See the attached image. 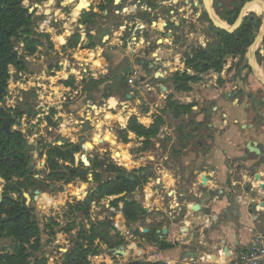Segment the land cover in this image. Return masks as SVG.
<instances>
[{
	"label": "rangeland",
	"instance_id": "obj_1",
	"mask_svg": "<svg viewBox=\"0 0 264 264\" xmlns=\"http://www.w3.org/2000/svg\"><path fill=\"white\" fill-rule=\"evenodd\" d=\"M112 1L87 0L86 6L77 10L72 24L71 10L76 9L80 0H28L26 5L32 13L31 25L13 40V49L25 60L26 68L18 73L11 71L7 93L0 99V110L10 117V127L18 129L23 135L29 176L34 180L33 185L25 182L26 187L21 194L40 230L41 248L27 258L29 264H34L35 256L39 254L46 257L47 264H65V261L75 264L76 259L67 260L65 252L75 247L81 229L92 232L95 237L92 246H89L88 264H146L160 258L163 250L160 242L153 244L149 233L150 229H154L151 213H140L136 219L126 220L115 214L116 208L110 203L113 199L119 205L123 203L119 196L98 201L97 195V198L88 195L96 189L99 178L105 180L124 174L127 176L125 178L134 182L135 189L123 197H127V200L136 198L135 201L144 208L150 184L161 172L158 165L161 163V153L165 152L163 141L175 133V137L180 135L177 137L183 138L186 130L190 131V140L196 138L192 132L205 133L204 124L211 120V107L217 102L209 97L206 89L215 87V78L221 73V85L225 87L227 62L230 59L225 55L226 64L218 70L213 61H207L210 55L199 53L200 50L209 53L214 34L207 29L201 32V28H191L189 32L188 25L193 23V13H186L189 20L178 36H174L173 27L166 29L165 26L163 32L157 33V29L163 27L160 18H166L164 15L168 9L165 7H170L165 0L149 1V6L159 2L158 5L165 9H159L156 5L153 16H149L151 21L158 20L153 30H150L151 22L148 26L150 43L145 45L138 42V46L144 45L143 48H147L149 53L154 52L153 56H158L155 53L158 47L166 50L168 46L177 51L170 59V74L164 71L165 65L161 62L160 65L153 63V69L145 68L151 60L146 59L143 64L139 62L145 58L142 49L134 50L138 55L135 68L119 62L130 53L129 41L125 45L119 39L130 32L122 31L119 34V27L125 17L131 23L129 18L132 15H124L123 10L117 14V10L129 6L133 0H121L117 5ZM214 2L215 6L222 3L224 9L217 7L215 15L229 26L233 23L228 22L225 9L233 7L235 3L242 8L246 0ZM182 4L183 0H177L178 8ZM134 21L137 22V18ZM66 24L69 27H65ZM167 32L170 38L168 42V39H164ZM138 34L141 35V32ZM58 37H64L65 43H60ZM157 38L163 39L164 43L157 41ZM198 40L207 48L200 49ZM195 53L199 61L202 60L199 65L189 63V69L191 67L193 71V67H196L197 72L193 71L194 79H189L185 89H180L175 85L173 75L178 67L181 69L179 73L186 71L188 65L183 64L184 60ZM234 59L235 65L241 61V58ZM248 78L251 82L252 77ZM165 87H170L168 94L163 92ZM220 89L217 88V94L222 98L224 88ZM190 91L198 109L189 104L190 108H184L186 110L182 112L179 102L184 101L183 93L187 96ZM119 99L126 108V114L130 113L128 117L135 116L140 123L148 125L147 120L153 123L160 118L156 120L157 134L164 133V139L154 136V143L150 142L148 147H144V140L128 129L129 118L125 120L113 108ZM200 112L204 114V123L194 124V117ZM84 144L88 145L87 149H82ZM47 145L61 147L65 153L74 150L70 157L66 154L67 158L64 161L58 159V162L64 167L76 169V177L69 179L68 170L63 168L50 169ZM148 149L152 152L148 153ZM83 155L87 163L83 162ZM50 170L55 174L51 176ZM135 191L139 194H133ZM4 193L5 183L0 178V203ZM105 216L110 218V226L102 224ZM1 217L5 215L0 213ZM169 239V243L173 244L171 248L178 246L179 242ZM14 249L13 239L0 233V264H5V255L12 254Z\"/></svg>",
	"mask_w": 264,
	"mask_h": 264
},
{
	"label": "crops",
	"instance_id": "obj_2",
	"mask_svg": "<svg viewBox=\"0 0 264 264\" xmlns=\"http://www.w3.org/2000/svg\"><path fill=\"white\" fill-rule=\"evenodd\" d=\"M149 1L141 0L138 2V0H133L132 4L121 8L124 15L131 14L132 16L128 17L131 19V23H128L127 17H125L119 27V34L122 31L124 33L130 32L129 35L119 37L123 40L122 44L127 43V41L130 43L129 47L127 46L130 53H127L125 57L123 56L119 62L128 63L135 68L138 55L134 50L135 48L142 49L145 58L140 59L139 62L143 64L145 63L144 60H151V63L145 68L153 69V63L157 65L162 63L165 65V68L162 65L164 71L170 74L169 71L172 68L170 59L177 51L168 46L165 47L166 50L163 47H158L155 52L158 56H153L154 52L149 53L147 48H143L144 45L138 46V42L149 45V31L156 28L153 23L158 22V20L151 21L149 16H153L156 5L157 8H162V5H158L159 2L154 7L149 6ZM176 5L177 0H172V5L165 7L168 9L164 15L166 18L165 20L160 18L163 27L157 29V33L163 32L165 26L166 29L173 27L174 36H177L181 31L183 27L180 28L179 25L180 8ZM251 12L254 10L244 11L245 14ZM141 15H146L145 20L140 17ZM136 18L137 22L134 21ZM150 22L151 28L149 30ZM138 32H141V35ZM164 39L169 41L168 32ZM157 41L164 43L161 38H157ZM183 64L186 66L185 60ZM188 69L185 67V70ZM180 70L178 67L179 72H181ZM188 71L194 75L193 71ZM149 73L152 72L147 74ZM251 82L254 81L251 80ZM168 84L170 83L168 82ZM206 91H208L207 94L210 98L217 100L215 105L221 111V115L212 113L211 120L206 122L207 128L211 129L212 133L208 151L205 153L206 156L198 158L194 152L186 147L184 152L174 150L172 153L174 158L169 160L167 148L169 142L168 139L164 140L165 152L161 153V163L158 165L161 172L150 184L151 188L147 191L144 208L147 213L152 214L151 222H153L157 237L156 241L169 242V238H173V241L179 242L175 248L161 250L160 258L168 257L174 262H180L179 260L183 259L186 253L195 252L193 258L196 259V264H235L233 251L246 247L252 235L264 233V204H260L261 201H264V190L261 189L264 175L257 180L255 179L256 173L264 174V160L262 164L257 163L261 159L260 155L256 156L255 153L246 149L247 143L250 142L253 143L254 147L264 149V118H253L251 111H245L243 105L251 102L245 96L229 100L230 87H224L222 98L218 97L216 87H207ZM163 92L168 94L170 87H165ZM191 92L187 96L183 93L184 101L179 102L182 112L190 108L188 107L189 104L198 109V106L193 103V93ZM114 107L123 118H126L125 120L130 118L128 117L130 113L126 114V108L120 99ZM211 109L215 110V106ZM201 117V114H198L194 117V121H200ZM150 122L147 120V123ZM156 136L162 140L166 135L158 133ZM139 138L144 140L143 137ZM152 138L154 137H151L150 142L154 143ZM147 152L151 153L152 151L148 149ZM133 194L138 195L139 192ZM108 197L114 198L115 195ZM252 205L255 208L252 209ZM111 209L114 210L115 208ZM163 228L167 229L164 235L160 231ZM156 241L153 244H157ZM180 264L184 263L180 262Z\"/></svg>",
	"mask_w": 264,
	"mask_h": 264
},
{
	"label": "trees",
	"instance_id": "obj_3",
	"mask_svg": "<svg viewBox=\"0 0 264 264\" xmlns=\"http://www.w3.org/2000/svg\"><path fill=\"white\" fill-rule=\"evenodd\" d=\"M27 1L0 0V99L7 93L8 79L11 76V71L13 70L15 73H18L26 68L25 60L13 49V40L19 37L31 25L32 13H30L29 7L26 5ZM138 1L141 2V0ZM151 6L154 7L155 5ZM226 18L229 23H232L236 18V12L232 17ZM218 34L220 37L218 38L217 47L214 46L212 50H209V53H205L206 51L204 50H200L199 53L203 56L210 55L207 61H213V65L219 70L222 65L226 64V60L223 58L225 55L230 52L243 53L251 40V23L246 19L233 32L219 30ZM201 60L199 61L195 53L193 57L189 56L188 60L185 59V63L189 68L190 62H193L194 65H199ZM193 68V71L197 72V68ZM190 69L192 71L191 67ZM188 70L181 74L177 71L173 75L175 85L180 89H185L184 87L190 81L189 79H194L195 75ZM158 119L160 118L156 120ZM156 120L148 125L138 122L135 116H131L128 120V129L133 131L138 137L144 138V147H148L151 137L156 136L158 132ZM10 123V117L0 110V178L5 183V193L0 203V213L5 215V217L0 218V233H4L12 238L15 244L13 253L5 255V264L6 261L7 264H29L27 258L38 253L41 248L39 239L40 230L36 220L29 213L30 210L25 205L21 194L26 187L25 182L28 185H33L34 180L29 176L28 156L25 151L26 144L23 135L18 129L11 128ZM47 146L50 169L63 168L68 170L69 179L76 177L78 175L76 169L64 167L58 162V159L64 161L67 158L66 154L70 157L74 150H68L65 153L61 147ZM51 174L55 173L50 170ZM69 181L67 180V182ZM139 181L140 179L137 178V182ZM134 189V182L124 176L107 178L105 180L99 178L96 189L92 190L88 197L97 198L98 196L97 199L100 201L110 195H121L118 198L123 201L122 206L117 204L116 199L111 200L110 203L116 208V215H119V217L123 216L126 220H131L136 219L140 213L146 212L139 202L132 199L127 200V197H123L125 194L133 192ZM15 194H18V196H14ZM102 224L111 225L110 221L106 218H104ZM149 233L153 241H156L155 230L150 229ZM94 239L95 237L92 232L81 229L78 232L75 247L65 252L66 259L71 260L75 258V264H88L87 255L90 251L89 246H92ZM156 242H160V248L162 249H168L173 246L172 243L162 240ZM34 264H47L46 257L43 254L36 255ZM65 264H67V261H65ZM127 264L138 263L130 262Z\"/></svg>",
	"mask_w": 264,
	"mask_h": 264
},
{
	"label": "flooded vegetation",
	"instance_id": "obj_4",
	"mask_svg": "<svg viewBox=\"0 0 264 264\" xmlns=\"http://www.w3.org/2000/svg\"><path fill=\"white\" fill-rule=\"evenodd\" d=\"M120 1L121 0H113L112 2L115 5H117ZM165 1H167L169 6L172 5V0H165ZM203 1L204 0H183V4L179 7L180 8L179 25H180V28L184 27L186 21L189 20V18H187V16H186V13H189V14H190V12L193 13L194 14V18L192 19L193 23H189V25H188L190 27L188 29L189 32H191V28H195V30L201 28L200 29L201 32L203 31L202 29H204V30L207 29L208 31H210L209 33H213L214 38H213L211 45H210V50H212L214 46L217 47L218 38L220 37V35L218 34V31L220 29H217L213 25V23L211 22L209 15H208V12L203 5ZM241 1L243 2L244 0H240V2ZM253 2H256V0L249 2L248 5L245 6V10H254V11L263 10V7H264L263 3H261V4L254 3L253 4ZM86 4H87V0H80L76 9L71 10V21L70 22L72 24L75 22L74 17L77 15L76 14L77 10L79 8H81L82 6H86ZM134 4H136V2H134ZM221 4L222 3H217L218 6H215L214 0H210V6H211L214 14H216V12L218 10L217 7L220 9L223 8V6H221ZM234 6L233 7H227L225 9L226 17H232L234 15V13L236 12V18H237L241 8L239 7L238 4H235ZM120 10H121V8H118L117 12L119 13ZM172 12L173 11H171V13ZM253 14H254L253 12L246 13V15L244 16L243 21H242V23H243L246 19H248L251 23V34H250L251 40H250L249 44L245 47L243 53L240 54L238 52H236V53L230 52L227 54L228 56H226L228 58V60L230 59V61L227 63L226 74H228V75H227L225 87H230V90H231L229 100L230 99L232 100L235 97L245 96L247 99H250V101H251L250 103H246L243 105V107L245 108V111L246 112L251 111V114H253V118L263 119L264 118V82L259 77L264 79V17H263V15H261L259 17H256L254 15V17L251 19L250 15H253ZM145 16L141 15L140 17H145ZM215 18L223 26H226L225 22H223L222 20L217 18L216 15H215ZM236 18L234 19V21L236 20ZM234 21L232 23H234ZM155 23H153L154 26L157 25V23L156 24ZM172 23H171V25H172ZM133 25H134V23H133ZM66 27H69V25H66ZM204 33L206 34L207 31H204ZM178 35H179V33L177 34V36ZM60 39L58 37V40H60ZM62 39L65 41L64 37H62ZM198 41H199L198 45L200 48H203V49L207 48V46H203L204 44L203 45L200 44V40H198ZM251 44H254V51H253L252 60H249L248 50H249V46ZM198 45L196 48H198ZM234 58H237V59L241 58V61L243 63L240 61V62H237L235 65L233 62V61H235ZM242 73H244V74H242ZM239 74L242 78H244V80L242 78H240ZM220 75L217 74V76L215 78V83H214L215 87H217L218 90H221L220 88H222V87L224 88V85H221L223 75H222V73ZM249 76L252 77L251 80H253L254 81L253 83H255V84L248 81ZM214 106H215V110L211 109V113H214V114L218 113L221 115V111L216 105H213L211 108H213ZM200 114L202 116L201 120L200 121L199 120L194 121L195 122L194 124L204 123V120H205L203 117L204 114H202V112H200ZM204 127H205L204 130L206 131L205 133H203L201 131L192 132L193 136H194V134L196 135V138L194 137L193 140H190V138L188 136V135H190V131L188 130L189 131L188 132L186 129H185L186 132L183 134V138H179L177 136H180V135H177L176 137L172 136L170 139H168L169 145L167 148H168L169 160H173L174 156L172 153L174 150H180V151L184 152V151H186L184 149L186 147H188V149L190 151L194 152L198 158L206 156L205 153L208 151L207 148L209 145V140L211 139L210 135H212V133L210 131L211 129L209 130V128H207L206 123L204 124ZM185 143H188L187 146H183V144H185ZM198 158H196V159L198 160ZM200 164L202 165L203 163H200Z\"/></svg>",
	"mask_w": 264,
	"mask_h": 264
},
{
	"label": "water",
	"instance_id": "obj_5",
	"mask_svg": "<svg viewBox=\"0 0 264 264\" xmlns=\"http://www.w3.org/2000/svg\"><path fill=\"white\" fill-rule=\"evenodd\" d=\"M257 2L259 3H263V6H264V2L262 0H256ZM251 2L250 0H246V2L244 3L243 7H245L246 5H248V3ZM203 5L204 7L206 8L207 12H208V15H209V18L211 20V22L213 23V25L217 28V29H220V30H225V31H228V32H232L234 31L237 27H239V25L242 23L243 21V18L244 16L246 15L242 9L243 7L241 8L240 12H239V15L237 16L236 20L234 21V23L232 25H229V26H223L216 18H215V14L213 13V10L210 6V0L209 1H206L204 0L203 1ZM245 11V10H244ZM254 14L253 15H250V18L252 19L254 17V15L256 17H259L261 15H263L264 17V7H263V10H259V11H254L253 12ZM60 43H65V41L62 39L61 37V40H60ZM253 51H254V44H251L249 46V50H248V58L249 60H252V57H253ZM263 82H264V79L259 77ZM246 149L247 151L251 152V153H255L256 156L260 155V161L257 162L259 164H262L263 163V160H264V149L261 148V147H254L253 143H247L246 145ZM262 154V155H261ZM254 159V158H252ZM256 163V164H257ZM257 175H255V179L257 180L259 177H262L264 174H261V173H256ZM122 176H126L124 174H122ZM127 177V176H126ZM261 189L264 190V181L261 183ZM136 193V192H135ZM260 204H264V201H261ZM122 206V205H120ZM255 208L254 205H252V209ZM250 210V209H249ZM105 218L110 221V218H108L107 216H105ZM147 231V229H146ZM161 233L164 235L166 232H167V229L166 228H163V229H160ZM163 235L161 236L163 238ZM185 255V254H184ZM192 256V257H195V252H188L186 253L185 257L186 256Z\"/></svg>",
	"mask_w": 264,
	"mask_h": 264
},
{
	"label": "built area",
	"instance_id": "obj_6",
	"mask_svg": "<svg viewBox=\"0 0 264 264\" xmlns=\"http://www.w3.org/2000/svg\"><path fill=\"white\" fill-rule=\"evenodd\" d=\"M233 255L235 264H264V233L252 235L248 245L236 249L233 251ZM179 261L184 264H196V259L188 256ZM180 262H174L171 258L163 257L147 261L146 264H180Z\"/></svg>",
	"mask_w": 264,
	"mask_h": 264
},
{
	"label": "bare ground",
	"instance_id": "obj_7",
	"mask_svg": "<svg viewBox=\"0 0 264 264\" xmlns=\"http://www.w3.org/2000/svg\"><path fill=\"white\" fill-rule=\"evenodd\" d=\"M206 1H209V0H206ZM254 3H259V2H253V4ZM259 4H261V3H259ZM67 25V24H66ZM61 37H59V39H60ZM87 144H84L83 146H82V149H87ZM82 159H83V162H85V163H87V160H86V158H85V156H82ZM144 231H146V229L144 230Z\"/></svg>",
	"mask_w": 264,
	"mask_h": 264
}]
</instances>
